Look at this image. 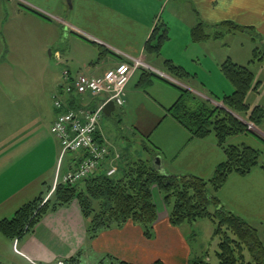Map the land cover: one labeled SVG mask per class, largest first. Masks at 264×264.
<instances>
[{"label":"crops","instance_id":"obj_1","mask_svg":"<svg viewBox=\"0 0 264 264\" xmlns=\"http://www.w3.org/2000/svg\"><path fill=\"white\" fill-rule=\"evenodd\" d=\"M15 1L0 0V220L10 217L23 203L53 183L59 145L49 130L61 112L53 107L52 97L58 95L59 87L67 82L62 75L63 70H68L72 77L77 74L99 77L119 62L141 58L155 70L170 76L164 70L163 63L164 60H171L189 74V77L183 78L188 88L205 96L220 98L233 91L230 82L219 74L220 85L214 86L204 78L199 79L196 68L206 64L205 74L213 70L217 74L220 64L227 58L242 65L251 59L244 63L234 60L230 54L220 58L214 56L211 50L213 48L216 53L215 40L223 39L226 33L219 38L210 37L196 43L191 41V28L204 22L214 26L208 30L213 34L222 29L215 27L217 24L232 21L252 28L264 46V0H72L71 7L65 0ZM17 19L25 21L16 25L14 21ZM26 20L34 21L50 33L43 35L38 28H26ZM158 21L168 27L169 39L159 55L155 56L146 54L144 46ZM16 26L19 27L15 30ZM10 29L21 38L34 36L38 42L36 50L41 52L42 48L45 51L48 49L56 63L52 64L46 57L36 61H28L27 57L20 61L9 60L7 44ZM28 41L24 40L25 54L31 50ZM253 49L248 46V58ZM12 62L22 68V72L16 76L9 74V64ZM143 72L136 69L130 75L124 90L123 105L115 104L109 115L102 113L115 115L119 121L126 117L124 129L139 143L138 147L132 149L123 130L125 135L119 137L124 145L119 139L118 142L112 141L109 137L110 127L106 126L103 116L99 119L97 137L110 145L112 153L109 160L114 153L121 155L118 160H113L119 165L127 158L134 159L140 154L147 157L149 155L143 147L149 143L157 152L153 163L161 173L210 177L216 165L225 159L216 138L213 135L191 137L167 114L180 90L152 72H147L152 76H146L148 79L142 82ZM258 82L261 83V80ZM186 85L178 86L182 88ZM258 92L259 85L257 90L248 93L246 102L250 107L263 105L260 98L251 100L249 97L256 94L255 97H259ZM59 95L73 108L95 109L107 99L105 94L81 98L66 93ZM73 98H77V101L70 104ZM255 127L259 133L250 130L253 134L233 136L229 143L245 144L259 150L260 156H263L261 164L245 175H229L217 191V197L227 209L251 224L264 226V132ZM77 162L75 155L67 154L61 169L70 170L76 167ZM110 162L107 160L104 167ZM153 198L158 218L153 225L151 239L143 236L138 225L126 223L121 228L104 230L89 240L84 219L74 201L47 214L21 240H9L0 233V264H29V260L55 264L85 250L102 251L133 264H149L157 259L164 264H184L178 260V256L185 258L190 249L182 227L203 220L172 226L156 188Z\"/></svg>","mask_w":264,"mask_h":264},{"label":"trees","instance_id":"obj_2","mask_svg":"<svg viewBox=\"0 0 264 264\" xmlns=\"http://www.w3.org/2000/svg\"><path fill=\"white\" fill-rule=\"evenodd\" d=\"M24 8L44 17L31 8ZM213 27L204 22L197 23L190 30L191 41L202 42L210 37L219 38L224 33L236 31L259 36L252 28L232 21L217 24L215 27L222 29L212 34L208 30ZM168 39V27L164 22L158 21L145 43V53L159 55ZM263 50L255 46L250 63L264 62ZM163 67L167 74L174 78L189 77L181 66L171 60H164ZM219 69L233 87L230 94L220 98L203 94L200 96L169 82L180 90V94L167 109V114L187 130L191 137L206 138L213 135L224 152L225 159L216 165L210 177L161 173L153 163L157 152L149 143L143 147L149 156L143 157L145 155L142 154L143 156L140 157V154L134 159L127 158L122 165H119L113 160H118L121 155L114 153L115 155L109 160L112 150L107 143L108 154L95 172L74 184L58 183L49 195L51 187H45L36 197L18 207L10 217L0 220V233L9 240H21L31 233L47 214L76 201L89 240L96 238L104 230L121 228L126 223L138 225L143 236L151 239L153 225L158 218V209L153 198V190L156 188L166 208L170 225L180 226L200 220H207L212 224V238H218L215 250L217 264H264L262 240L264 226L257 227L251 224L227 209L217 197V191L224 185L229 175L232 173L245 175L252 168L260 165L259 150L245 144L229 143V139L233 136L251 133L245 121L255 126L261 125L264 121V105L250 107L246 102L248 93L257 90L260 82L255 81L248 65L238 64L229 58L220 64ZM143 71L142 82L150 75L148 71ZM60 93H64L62 85L59 87ZM59 94L55 96L59 97ZM52 98L54 102V97ZM76 101L77 98H73L70 104ZM65 106L63 109H73V105L70 107L68 102H65ZM98 132L97 126L96 141L101 143L102 140L97 137ZM73 155L78 160L77 167L84 154L80 152ZM107 160L111 162L105 168ZM111 167H115L116 171L107 175ZM79 255L80 253L77 252L68 261L71 264L75 263ZM207 255V251L202 252L201 256L191 261L192 264H211L205 260ZM110 258L111 264H133L114 257ZM149 264L164 263L157 259Z\"/></svg>","mask_w":264,"mask_h":264},{"label":"built area","instance_id":"obj_3","mask_svg":"<svg viewBox=\"0 0 264 264\" xmlns=\"http://www.w3.org/2000/svg\"><path fill=\"white\" fill-rule=\"evenodd\" d=\"M136 69L152 72L170 83L181 85L174 79L170 78V76L152 68L141 58H132L129 62H119L113 69L107 70L99 77H89L83 74H77L72 77L68 70L62 71L64 79L67 80V82L62 85L64 94L66 93L78 98L85 95L95 97L105 94L107 99L95 109H86L81 106L73 109H63L66 107L65 102L59 97H56L55 95L53 96V107L61 110V112L49 130L57 139L59 145L58 162L50 193L58 183L74 184L99 168L100 163L108 154L107 142L103 140L101 143L97 142L95 135L98 121L103 113V106L108 101H113L114 104L118 106L123 105L125 86L130 75ZM182 88L202 96V94L188 88L187 86H182ZM217 105L222 106L220 104ZM245 123L250 130L259 133L251 122L245 121ZM80 152L84 154V157L80 160L78 166L73 170L63 171L61 166L65 155L70 153L77 154ZM115 171V167H111L107 171V175H111ZM29 264L41 263L29 260ZM55 264H65V261L58 260Z\"/></svg>","mask_w":264,"mask_h":264},{"label":"rangeland","instance_id":"obj_4","mask_svg":"<svg viewBox=\"0 0 264 264\" xmlns=\"http://www.w3.org/2000/svg\"><path fill=\"white\" fill-rule=\"evenodd\" d=\"M12 1L16 2L15 0H12ZM24 21L25 19L21 20V22H24ZM14 22L16 23V25H18V23H21L20 20L18 19ZM24 26L26 28H33V29L38 28L37 30L41 31L43 35L50 33L48 29H45L43 26L37 25L36 23H34V21H27L24 23ZM18 27L19 26H16L15 30ZM24 40H29L28 43L30 44L31 50H28V52L26 51L28 54H25V51H24L25 49ZM215 42H214L215 46L217 47L216 53L214 52L213 48L211 50L214 56L216 55L220 58V57L230 54V56L234 60H237L239 62H244V63L245 62L247 63L248 59H251V56H252L250 53L249 58H248V46L253 48L255 47V44H256V47L260 48L261 50L264 49L263 48L264 46H262L263 43L260 41L259 36H252V35L250 36L245 31H236L233 33H226L223 39L215 40ZM37 43L38 42L34 36L31 35L28 37L21 38V37H18V35H16L15 31L10 29L9 43L7 44L9 60L20 61V60H23V58L25 59V57H27L28 61H32V60L36 61L38 58L46 57L48 61H50L52 64H55L57 60L55 58L50 57L48 49L45 51L44 48H42L41 52L36 50ZM246 65H248L251 71L254 72L255 78H256L255 81L261 80V83L259 84V92H258L259 97H255L257 96V94L249 95V97L251 100L255 98H260L259 100L260 103L264 105V62H257V61L251 62V63L248 62ZM9 69H10L9 74L14 75V76L22 72V68H20L14 62L9 64ZM196 69L199 71V76H200L199 79L204 78L208 80V83L214 86L220 85V82L218 80V75L219 74L221 75L220 72L216 74V72L213 70V72H211L210 74L209 73L205 74L207 70L206 64H202L201 66H198ZM175 80L182 85L183 84L186 85L185 84L186 82H184L185 81L184 79L183 80L175 79ZM186 86L188 87V85ZM197 88L202 90L199 86H197ZM196 92H199V91H196ZM102 116H103V121L106 122V126L110 127L109 137L112 141L118 142L120 140L119 142L122 143V139L119 136L125 135V132L123 131H126V136L132 144L131 146L132 149L134 150L136 149V147H138L139 143L133 139L131 134H128L127 130L124 129L125 127L124 124L126 123V117L123 120L121 119L119 121L116 118L117 116L115 115L106 116L102 114ZM121 125H124V126L121 127ZM257 128H259L261 131L264 132V121L262 122L261 125L257 126ZM116 136H118V138ZM122 144L124 145V142ZM142 156L143 155L141 154L140 157ZM262 160H263V156H260L259 158L260 164ZM52 185L53 183L50 186L51 187L50 191L52 189ZM182 229L185 231L186 238L188 239L190 251L186 254L185 258L178 256V260L184 264L185 263L192 264L191 261H193L194 258L202 255L201 251L203 252L207 251L208 255L205 260L211 264H217L218 261L215 257V250L217 249L218 238L211 237L212 225L210 224V222L207 220H203L201 222H196L191 225H185V227H182ZM262 240L264 243V238ZM14 245H15V250L17 251L16 244L14 243ZM110 257L111 256L107 255V253L102 252V251L85 250V251H82L79 256H77L76 262L72 264H111ZM64 261L66 264H70V261H68V259Z\"/></svg>","mask_w":264,"mask_h":264},{"label":"water","instance_id":"obj_5","mask_svg":"<svg viewBox=\"0 0 264 264\" xmlns=\"http://www.w3.org/2000/svg\"><path fill=\"white\" fill-rule=\"evenodd\" d=\"M66 1V4L68 5V7H71V5H72V0H65ZM114 106H115V104H114V102L113 101H108L105 105H104V107H103V113L104 114H106V115H109L110 114V112L112 111V110H114ZM156 161V160H155Z\"/></svg>","mask_w":264,"mask_h":264}]
</instances>
